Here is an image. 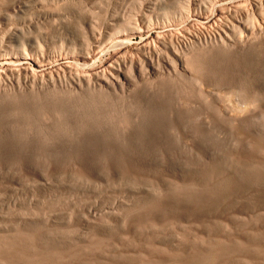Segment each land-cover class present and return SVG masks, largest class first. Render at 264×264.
<instances>
[{"label": "rangeland", "instance_id": "1", "mask_svg": "<svg viewBox=\"0 0 264 264\" xmlns=\"http://www.w3.org/2000/svg\"><path fill=\"white\" fill-rule=\"evenodd\" d=\"M162 12L170 0H0V51L35 50L50 71L61 47L87 38L96 50L104 37L98 68L129 18L139 28L141 14ZM181 19L149 35L196 28ZM140 41L133 33L129 53ZM212 41L185 44L188 82L159 65L156 82L134 73L137 83L99 97H57L0 75V264H264V40L239 54ZM68 56L73 72L88 70ZM215 84L235 91L236 120L224 95H204Z\"/></svg>", "mask_w": 264, "mask_h": 264}, {"label": "bare ground", "instance_id": "2", "mask_svg": "<svg viewBox=\"0 0 264 264\" xmlns=\"http://www.w3.org/2000/svg\"><path fill=\"white\" fill-rule=\"evenodd\" d=\"M242 1H244V0H198V1H195V0H178L176 2H173V0H170V12H165V13L162 12V14H158V15H157V13H156V15H154V14L146 15L145 13L143 15L141 14V19H140L141 20V27H139V28H138L137 23L134 25L133 21H131V20H133V18H129L127 20V22L124 24V28H122L123 31L125 32V34L124 33L120 34L119 32H117V34L114 37L110 36L111 37L110 46L112 45V47L113 46L116 47L113 51L114 55L112 54L113 56L110 60H105V61H103V63H100V66L98 68L97 67L95 68L94 64H90V63H91V59L98 52L97 47L99 48L100 45H103V44H101V42L103 43V41L105 40L104 37H102L103 40H101V41L99 40L100 42L99 41L95 42L98 44H96L95 46L93 45L94 48H96V50L92 49V47H91L92 42L90 43L89 40H87V38H85L82 41L79 48H76L73 46L66 47V48L61 47L62 50H65V53L63 54V57L61 58L62 63L61 64L58 63L59 65L57 64V66H54V69L52 68L50 71L43 70L44 67L47 64H49V61L47 59H45L42 55H39L38 52L35 50L26 51L25 49H23L22 52L18 53V52H13V51L7 52V51L2 49L0 51V75H3L5 78H7V77L14 78L17 83H19L20 80H25V81L30 80L32 82L33 86H37L39 88V90H42V91L46 90V91H44L45 93L47 91L50 93L53 92L57 97H60V96L63 97L64 94H71V95H73V97L76 96L79 98L80 97L84 98V96L99 97L95 94L100 95V93H101L102 95L103 94L105 95V94H108L107 89H110V88L114 89L115 86H121L122 87L125 84H132L133 82H136L135 78H134L135 77L134 73H138L140 78L145 73L148 75H151V76H155L154 80H148V81H146V79H144V80H145V82H148V83L156 82L159 78L164 77L163 73H161L158 70L159 65H161L162 70L166 73L165 76H167V78L169 77L171 80V77H172L173 83L175 82L176 79H178V82L180 83L181 81H179V80H182L181 78H184V79L187 78V80L186 79L185 80L188 82V79H193L194 77L192 76L193 74H192V70L190 68L192 63H189L190 61L188 62L189 59L187 57V53H188L187 50L189 48L187 45H185L187 42L188 43L190 42L191 44L198 43L199 46H201L200 38L201 37H209L210 40H211V38L213 39V41L211 43V44L214 43L212 45V47H214L213 50L224 51L223 52L224 54H226L225 52H227V53L233 52V54H237L238 52H241V51H247L248 48H251V47L254 48V46L256 44L261 43L262 40H264V0H246L248 3L247 8L242 6V4H241ZM216 2L219 3V6L216 5L217 4ZM165 6H166V4H164V7ZM226 6H229V7H226ZM224 7H226L225 10H224ZM168 13H170V14H168ZM187 16L196 25V28L194 26L193 31H187L184 35H182L183 33L175 32V33H177V34L179 33L181 35L172 34L174 36L169 35L170 36L169 38L167 37L168 36L167 35L166 38H168V39L158 36L157 33L155 34L154 37H151L149 35V31H150V29H152L153 25H155L156 28L159 27V25L166 28L170 23V27H171V25L174 23L173 20H177V19L180 20L181 18L184 19ZM169 17H170V22H169ZM183 19H181V20H183ZM178 23H179V21H178ZM136 25H137V27H136ZM175 26H174V28H175ZM153 28H155V27H153ZM177 30L178 29H176V31ZM135 32H138L140 34L141 41H140L138 47L136 48V53L134 52V54H133V53H129L128 50H129V39L132 36V34ZM170 33H173V32H170ZM185 35H187V37ZM144 36H147V37L143 38ZM99 38H101V36ZM94 39L96 40V38H94ZM186 39L188 41H186ZM91 41H93V39ZM204 41H206V40H204ZM97 45H99V46H97ZM195 45H197V44H195ZM1 47H2V45H1ZM186 47L188 49H186ZM193 47L194 46L192 45V48ZM101 48H102V46H101ZM258 49H259V47H258ZM98 50L100 51V48ZM205 51H206V48H205ZM201 52H203V50H201ZM69 53L71 56H72V54H76V57L83 62L82 65L88 69L85 73L73 72L71 70V68L68 66V62H67L69 59L68 58ZM196 53H197V51H196ZM257 53H258V50H257ZM263 53H264V51H263ZM188 54H190V53H188ZM194 54L195 53H193V55H192L193 57H194ZM261 56H263V55H261ZM60 57H61V54H60ZM54 62H56V60H54ZM199 62L200 61H198L197 63H199ZM189 64H191V65H189ZM30 65L33 68L30 67ZM13 66H17L18 68L13 69ZM11 67H12V69H11ZM208 72H209V70H208ZM231 73H233V72H231ZM253 77H255V76H253ZM241 78H242V75H241ZM257 78H259V76ZM262 78H264V77H262ZM173 79H175V80L173 81ZM167 80H169V79H167ZM259 80H261V78ZM57 81L59 83L56 85L55 83ZM143 81H142V83H144ZM206 81H208V80H206ZM222 81H224V80H222ZM0 82H1V77H0ZM175 83H177V82H175ZM216 85L217 84H215V86ZM221 85H223V84H221ZM221 85L220 86L218 85L219 88L221 87ZM188 86L190 87V85H188ZM232 86H233V84H232ZM185 87H187V86H185ZM197 87H198V85L196 86V88ZM205 88L206 87H204V89ZM243 88H242V90H243ZM220 89H218V87L216 86V87H212L211 90H210V88H208L207 89L208 94L207 93L204 94V93H202V91H200V92L202 94H204L206 96V98H207V96H208V98L210 97L211 100H212V97L214 99L219 98L220 103L222 100L221 97L224 95L223 101H225V102H222V103H224L223 105H225L226 102H228L229 104L225 106L226 108L224 107L225 109L223 108V112L227 113L228 115H231L233 117V119H235V118L237 119L238 112L242 113V111H238V112L235 111L234 112V110L232 109L233 107L230 108V104H231L230 102L233 100V97H235V94H236L235 91H233L231 88H230V90H227V89L224 90L225 89L224 88L223 89L224 91L221 90V92L223 91V93H219V91H215V90H220ZM234 89H236V87ZM238 89H240V88H238ZM186 90H189V89H186ZM193 90L194 89H192V91ZM197 90H195V91H197ZM245 90H243V91H245ZM195 91L192 93H195ZM41 93H43V92H41ZM251 93L254 94L253 92H251ZM255 94H257V93H255ZM200 95L201 94H199V96ZM204 95H202V97H204ZM50 96L51 95L48 94V97H50ZM62 97H61V99H62ZM96 97H94L95 101L97 99H99ZM195 97H197V96H195ZM258 97L259 96H257V98ZM254 98H256V97H254ZM104 99H106L105 96H104ZM261 99H263V98H261ZM90 101H92V100H90ZM95 101L92 103H95ZM246 101L248 103V100H246ZM255 102H256V100L254 101L253 104H255ZM90 104H91V102H90ZM241 105H242V103H241ZM258 105H260V103ZM252 106L250 107L251 109H252ZM259 107H257V108L259 109ZM242 108H244V107H242ZM258 109H257V111H258ZM260 111H262V110H260ZM252 112H253V110H252ZM258 114H260V113H258ZM246 115H247V113H246ZM248 118H249V116H248ZM251 118H253V117H251ZM208 255H209V253H208ZM161 262L163 263V261H161ZM182 263L183 262H181V264ZM186 263H188V262H186ZM213 263H215V262H213Z\"/></svg>", "mask_w": 264, "mask_h": 264}]
</instances>
